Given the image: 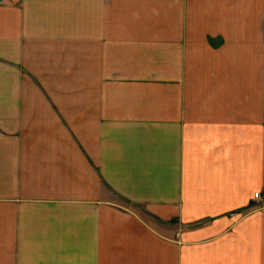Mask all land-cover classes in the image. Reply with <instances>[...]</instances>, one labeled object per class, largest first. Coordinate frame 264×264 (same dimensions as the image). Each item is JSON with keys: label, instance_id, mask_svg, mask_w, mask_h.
Segmentation results:
<instances>
[{"label": "crops", "instance_id": "1", "mask_svg": "<svg viewBox=\"0 0 264 264\" xmlns=\"http://www.w3.org/2000/svg\"><path fill=\"white\" fill-rule=\"evenodd\" d=\"M9 6L0 264H264V0Z\"/></svg>", "mask_w": 264, "mask_h": 264}, {"label": "rangeland", "instance_id": "2", "mask_svg": "<svg viewBox=\"0 0 264 264\" xmlns=\"http://www.w3.org/2000/svg\"><path fill=\"white\" fill-rule=\"evenodd\" d=\"M24 3H25V0H0V5L6 8L10 7L9 5H11V6H16V8L18 9H23ZM103 192L108 195H113L114 199L112 203L114 205L127 208V209L137 212L140 216H142V218H144L148 223H150L154 227L159 228L163 226L164 223H160L154 220L153 218H151V216L147 213L146 208L144 206H141V205L138 206V205H133L131 203H127L124 200L116 197L113 193L106 191L105 187L103 188Z\"/></svg>", "mask_w": 264, "mask_h": 264}, {"label": "built area", "instance_id": "3", "mask_svg": "<svg viewBox=\"0 0 264 264\" xmlns=\"http://www.w3.org/2000/svg\"><path fill=\"white\" fill-rule=\"evenodd\" d=\"M259 194H256L255 196L258 197Z\"/></svg>", "mask_w": 264, "mask_h": 264}]
</instances>
